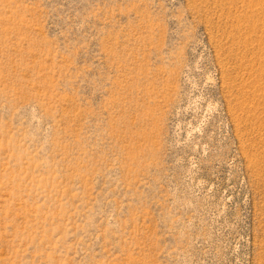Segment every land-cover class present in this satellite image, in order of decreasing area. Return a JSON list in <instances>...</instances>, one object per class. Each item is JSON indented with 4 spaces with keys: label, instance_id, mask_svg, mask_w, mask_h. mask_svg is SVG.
<instances>
[{
    "label": "rangeland",
    "instance_id": "obj_1",
    "mask_svg": "<svg viewBox=\"0 0 264 264\" xmlns=\"http://www.w3.org/2000/svg\"><path fill=\"white\" fill-rule=\"evenodd\" d=\"M0 264H264V0H0Z\"/></svg>",
    "mask_w": 264,
    "mask_h": 264
}]
</instances>
